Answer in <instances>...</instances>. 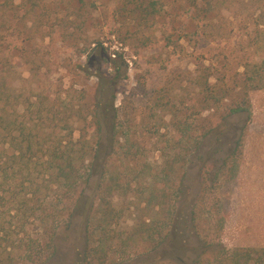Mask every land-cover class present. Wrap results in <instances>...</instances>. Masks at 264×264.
<instances>
[{"label": "rangeland", "instance_id": "374dc122", "mask_svg": "<svg viewBox=\"0 0 264 264\" xmlns=\"http://www.w3.org/2000/svg\"><path fill=\"white\" fill-rule=\"evenodd\" d=\"M255 1L212 0L215 7L205 17L195 11L193 0H35L33 9L26 4L0 12V116L25 122L32 130V143L43 148L36 154L44 162L46 148L59 140L79 141L78 146L85 142L93 150L92 108L100 97L97 91L113 81L115 111L110 113L116 116L118 137L110 142L106 125L98 142L111 144L105 183L113 186L111 201L120 214L114 229L121 242L141 214L151 216L142 209L151 194L162 190L172 204L179 186L185 213L196 205L195 221L183 226L179 242L197 238L214 244L221 240L227 248L264 247V90L251 93V121L233 179L217 172L242 118L230 119L231 127L223 131L222 117L231 100L217 94L211 108L204 103L206 78L209 85L218 81V87L224 80L237 90L246 57L252 62L262 58L254 41L253 18L261 12L254 9ZM176 126L192 130L190 140L181 138L183 147L185 141L201 140L208 129H216L188 158L184 151H169L178 139ZM3 150L4 143L0 144V263L9 257L11 264H78L83 247L80 228L64 232L55 227L54 255L44 261L48 252L42 251V260H26L19 239L25 233L36 237L40 219L26 220L25 208L19 206L25 188L14 187L10 180L11 174L14 183L27 177L24 162L10 159L5 169L12 150ZM165 152L179 153L170 172L165 171ZM72 156L81 160L78 153ZM20 170L22 175H17ZM43 175L47 173L38 176V183ZM77 187L73 198L85 188L84 178ZM40 190L38 209L51 215L48 227L58 226L65 217L68 190L57 188L55 182L43 183ZM215 220L223 227L216 234ZM129 245L133 250L126 264H139L142 259L136 255L146 247L131 241ZM193 246L190 242L184 259L199 252L191 253ZM213 252L208 250L206 257ZM150 264L174 263L164 256Z\"/></svg>", "mask_w": 264, "mask_h": 264}, {"label": "trees", "instance_id": "16d2710c", "mask_svg": "<svg viewBox=\"0 0 264 264\" xmlns=\"http://www.w3.org/2000/svg\"><path fill=\"white\" fill-rule=\"evenodd\" d=\"M33 1L35 0H0V12H11L13 9L26 4H30L33 9L37 7ZM193 2L195 11L202 14L203 17L215 7L212 0H193ZM253 6L255 7L254 9L258 8L261 11L253 18V25L256 30V37L254 38L256 51L262 53V58L258 62H252L248 61L249 58L246 57L245 64L242 66L243 73L237 90H234L235 87L228 86L224 80H221V85L218 87H216L218 81H216V84L209 85V79L206 78L204 82L205 90L207 91L204 103L209 104L206 108L210 107L212 101H214L213 99H215L214 95L217 94H219L218 97L222 100H231V105L228 106L226 113L222 117V122L226 123L223 131H227L231 127L232 123L230 119L242 118V124L236 127L230 149L226 151L217 172L227 175L228 179L236 177L239 171L245 132L251 121V93L264 90V0H256L253 2ZM212 35L209 34V36ZM210 75L207 74L206 76L209 77ZM113 88V81L110 84L108 83L106 88L101 86L97 91V94L100 93V97L92 108V116L89 122L96 137L94 144L96 147L93 150L92 148L88 150V144L85 142L78 146L79 141H76L75 143L78 144H75L71 139L63 144L64 142L59 140L54 145L46 148L48 160L45 162L37 156L36 150L42 151L43 148L35 146L32 143V130L26 126L25 122L17 121V119L8 121L6 117L0 116V134L3 136V142L1 141L0 144L4 143L3 152L12 150L11 158H7V161L4 162L5 169H7L10 159H18L24 162L23 169H25L27 175L24 180H19L16 183L11 178L12 174L10 176L14 187L18 186L22 190L25 188L19 206H24L27 214L26 220L31 218V222H33L40 219V224L36 226L38 230L35 234L36 237L33 236V233H25L19 239L21 245L24 246V253L27 255L26 260L28 259L32 263H35V261L40 259L39 254L43 251L48 252L44 260L48 261L55 253L54 235L57 229L62 227L61 229L64 232L70 231L72 228H80L83 234V247L79 254L78 264H126L128 263L126 260L132 256L129 255L131 250H133L129 245L130 241L134 242L135 245L139 243L142 247L143 245L146 247L143 250L144 252L136 255V258L142 259L139 264L154 263L162 259V257L164 258V256L169 257L170 261H173L174 264H264V247L227 248L221 240H218L214 244L207 241L198 242L197 238L195 240L190 239L186 243L179 242L177 235L183 226L185 228L187 222L191 223V221H195L194 210L196 209V205L193 204L190 212L185 213L187 205H184L185 200L181 197L182 191L181 189L179 190V186L178 190L172 194L174 195L171 200L173 201L172 204H169V197L162 190L159 191L158 195L151 194L148 197L149 202L142 208L143 211H149L151 216L147 215V218H141L145 216V214H141V217L136 220V223L129 230V236L125 241L123 240L124 242H121V238L119 237L121 235L116 236V230L114 229V227L118 226L120 214L112 205L111 191H113V186L110 187L105 183L106 175H108V154L106 152L108 151V147H111V144L102 146L98 142L100 138L99 134L104 130L106 125H108L110 134L109 141H114L118 137V124H114L116 116L110 113L114 105ZM103 113H106L104 120L107 119V122L102 120ZM182 127H175L178 139L177 141L175 139L173 144L169 146V151L173 148L176 152L177 150L184 151L185 157L188 158L194 156L195 153L199 152L200 148L204 147V141L216 129H208L203 133L201 140L195 139L193 142L188 143L185 141L183 147L181 146V138L185 137L187 140H190L192 130L190 126ZM219 142L217 141V143ZM185 144L188 146L186 147ZM76 146H78V150H74ZM74 153L79 154L80 161L72 156ZM88 153H90L89 161L84 158ZM178 154L171 155L169 152H165L164 156L167 162L166 172H170L173 169V161H175ZM7 170L2 171L5 177L9 175L6 172ZM22 172L20 170V172H17V175H22ZM43 172H46L47 176L43 175L41 183H38V176ZM80 177L84 178L85 188L81 190L77 197L73 198L74 193L78 190L77 185ZM53 182L57 184V188H65L68 191L65 192L64 196V201L67 203L63 208L65 217L59 222L60 224L58 223V226L56 224V226L50 228V226L48 227V223L51 215L47 214L45 216L43 215L45 212H42L43 208L38 209V192L43 188V183ZM117 186L118 182L115 181L114 187ZM86 191H90V193L87 194ZM204 197L205 193H202L200 196L201 202L204 201ZM150 201H153V204ZM23 218H25V215ZM77 219H79L78 223L76 222ZM215 222L213 231L216 234L222 231L223 227L222 221L215 220ZM55 227L58 228L55 230ZM192 229L194 231L196 229L194 224L192 225ZM218 239H220L219 236ZM114 241H120L121 243L120 245H115L113 244ZM190 242L195 244L191 248V253L194 251L199 252L196 256L192 254V258L186 256L184 259L185 249L190 246ZM210 249L214 252L212 256L206 257L207 251ZM109 257L112 258L109 259ZM11 261L7 257L0 264H11Z\"/></svg>", "mask_w": 264, "mask_h": 264}]
</instances>
